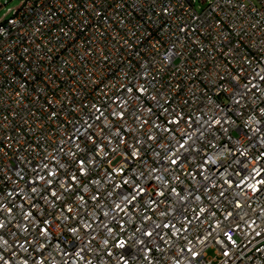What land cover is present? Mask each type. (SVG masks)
Returning <instances> with one entry per match:
<instances>
[{
	"label": "built area",
	"instance_id": "1",
	"mask_svg": "<svg viewBox=\"0 0 264 264\" xmlns=\"http://www.w3.org/2000/svg\"><path fill=\"white\" fill-rule=\"evenodd\" d=\"M207 2L25 0L0 23V264H264V0Z\"/></svg>",
	"mask_w": 264,
	"mask_h": 264
},
{
	"label": "snow or ice",
	"instance_id": "2",
	"mask_svg": "<svg viewBox=\"0 0 264 264\" xmlns=\"http://www.w3.org/2000/svg\"><path fill=\"white\" fill-rule=\"evenodd\" d=\"M261 79H264V77H261ZM262 112H264V110H262ZM175 122H176V121H174V123H175ZM216 123L219 124L220 121L217 120ZM150 138H152V137H150ZM190 138H191V137H189V139H190ZM179 148H185V144H184V143H180ZM179 148L176 150L177 152L179 151ZM242 154H243V153H242ZM132 155H133V157H135L136 153L133 152ZM172 155H175V153H172ZM78 163H79V165H80V174H81V175H84V174H85V161L80 160V161H78ZM171 163H172V164H176V163H177V160H171ZM45 167H47V165H45ZM118 171H122V170H118ZM153 171H155V170H153ZM253 171L255 172L256 176H259V175H261V171H264V169L257 168V169H254ZM49 175H50V176H55L56 173L50 171V172H49ZM40 179H44V178L41 177ZM76 179H77V177H76L75 175H73V176L71 177V180H72V181H76ZM155 179H159V177H155ZM205 179H207V177H205ZM51 183H52V181L49 180V181H48V184L51 185ZM124 183H128V181L125 180ZM228 183H230V182H228ZM241 184H243V181H241L240 184H237L236 187H240ZM257 184H259V185H261V186H264V179L258 180V181H257ZM62 186H63V185H62ZM248 187L251 188V190H252L254 193H255V192H258V191L261 190L260 188H257L256 184L248 185ZM134 190L137 191V195H143V194L145 193V191H146L145 188L140 187L139 185H136ZM32 191L35 192L36 189L33 188ZM172 192L175 193L176 190L173 188V189H172ZM176 194L179 195V193H176ZM51 195H52L53 197H56L57 199H59V196L57 195V193H56L55 191H52V192H51ZM157 195H163V192H157ZM221 195H223V193H221ZM95 198H96V197L94 196L93 199H95ZM81 199H83V197H81ZM135 199H136V195H132L131 197H129L128 195L123 196V200H124V201H127V202H129V203H131V202L134 201ZM152 203H156V201H152ZM236 207L239 208V207H242V205H241L239 202H237V203H236ZM116 208H117V209H120L121 211H123V209L120 208V204H119V203L116 204ZM9 211H11V209H9ZM201 211H203V209H202ZM262 211H264V210H262ZM30 215H31L30 212H29V213H26V214H25V218H27V217L30 216ZM105 215H107V213H105ZM161 215H163V213H161ZM229 215H231V213H229ZM255 223H256V221H255V220H252L251 223L249 224V227H251V226H252L253 224H255ZM3 227H4L3 222H0V228H3ZM157 227H159V225H157ZM164 227H168V225L165 224ZM173 227H174V225H173ZM237 227H238V225H237ZM43 231H44L45 234H46V230H43ZM109 231L111 232V229H109ZM230 232H231V229H229V231L225 232L224 235L227 237L228 241H230L231 243L235 244V241L232 239V235L230 234ZM144 234L147 235V236H151V235H152L151 232H145ZM256 235L259 236L260 233H256ZM0 240H3V237H0ZM3 243H4V244H7V241H3ZM105 243H107V241H106ZM141 243H143V241H141ZM124 244H125V242H124L123 240H121L119 246H120V247H124ZM187 250H188L189 252H192V249H191V248H189V249H187ZM196 255H197L196 253H193V257H195ZM224 255L227 256V255H229V253H228V252H225ZM0 259H3V257L0 256ZM6 264H7V262H6Z\"/></svg>",
	"mask_w": 264,
	"mask_h": 264
},
{
	"label": "rangeland",
	"instance_id": "3",
	"mask_svg": "<svg viewBox=\"0 0 264 264\" xmlns=\"http://www.w3.org/2000/svg\"><path fill=\"white\" fill-rule=\"evenodd\" d=\"M25 0H0V23L6 21L11 13ZM196 12L201 13L207 6L208 0H190ZM210 256L211 252H207Z\"/></svg>",
	"mask_w": 264,
	"mask_h": 264
}]
</instances>
